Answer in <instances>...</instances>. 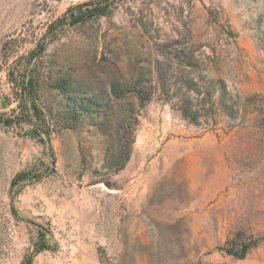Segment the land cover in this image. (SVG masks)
I'll return each mask as SVG.
<instances>
[{
	"label": "rangeland",
	"instance_id": "374dc122",
	"mask_svg": "<svg viewBox=\"0 0 264 264\" xmlns=\"http://www.w3.org/2000/svg\"><path fill=\"white\" fill-rule=\"evenodd\" d=\"M84 1L0 0V264H264V0H115L18 118L12 64Z\"/></svg>",
	"mask_w": 264,
	"mask_h": 264
},
{
	"label": "trees",
	"instance_id": "16d2710c",
	"mask_svg": "<svg viewBox=\"0 0 264 264\" xmlns=\"http://www.w3.org/2000/svg\"><path fill=\"white\" fill-rule=\"evenodd\" d=\"M115 2V0H88L84 2H80L69 6L65 12L51 21L47 27L46 35L48 36V40L43 39L36 48L31 50L27 55L20 56L11 66L9 72L10 81H12L16 88V97L18 99V107L20 108V116L22 119L26 118H37L39 117V106L36 103V94H37V73H36V60L42 53L45 45L49 40L54 39L66 26H72L79 22H84L90 17H99L108 14L111 10V5ZM201 100L199 101L200 104ZM191 102L187 100L180 108L182 114L186 118L192 119V121L196 120V116L193 115L191 111ZM198 111V110H196ZM24 117V118H23ZM14 121V118L7 117L4 118L3 122L6 125H10ZM22 121V120H21ZM43 133L49 137V132L47 130H43ZM128 155V154H127ZM122 165V164H121ZM29 177L27 172H19L14 176L11 181V186L15 185L18 180L25 179ZM32 177L40 178L41 174H33ZM254 245L253 244H243L239 250V252H233L232 249H228L227 251L237 257H244L249 250V248ZM45 246L41 244V246L37 247L38 250L44 249ZM30 258L21 264H29Z\"/></svg>",
	"mask_w": 264,
	"mask_h": 264
},
{
	"label": "water",
	"instance_id": "95a60500",
	"mask_svg": "<svg viewBox=\"0 0 264 264\" xmlns=\"http://www.w3.org/2000/svg\"><path fill=\"white\" fill-rule=\"evenodd\" d=\"M105 184H106V186H110V182L109 181H106Z\"/></svg>",
	"mask_w": 264,
	"mask_h": 264
}]
</instances>
